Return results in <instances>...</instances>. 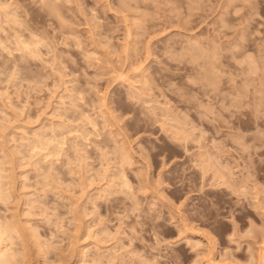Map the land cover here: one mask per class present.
I'll return each instance as SVG.
<instances>
[{
    "label": "rangeland",
    "instance_id": "1",
    "mask_svg": "<svg viewBox=\"0 0 264 264\" xmlns=\"http://www.w3.org/2000/svg\"><path fill=\"white\" fill-rule=\"evenodd\" d=\"M0 27V264H264V0H0Z\"/></svg>",
    "mask_w": 264,
    "mask_h": 264
},
{
    "label": "bare ground",
    "instance_id": "2",
    "mask_svg": "<svg viewBox=\"0 0 264 264\" xmlns=\"http://www.w3.org/2000/svg\"><path fill=\"white\" fill-rule=\"evenodd\" d=\"M40 2H42V1H40ZM46 2H47V1H46ZM49 2H50V1H49ZM44 3H45V2H44ZM47 3H48V2H47ZM51 3H52V5L55 4V3L53 4V1H52ZM77 3H78V2H77ZM49 4H50V3H49ZM49 4H48V5H49ZM5 7H6V6H5ZM53 7H55V6H53ZM53 7L51 6V8H53ZM51 8H50V9H51ZM46 9H47V8H46ZM50 9H49V10H50ZM54 9H56V7H55ZM51 10H53V9H51ZM51 10H50V11H51ZM4 14H5V13H4ZM49 14H50V13H49ZM8 15H9V14H8ZM10 15H11V14H10ZM13 15H14V14H13ZM13 15H12V16H13ZM6 16H7V15H6ZM27 16H28V14H27ZM7 17H8V16H7ZM13 18H15V15L13 16ZM18 18H19V17H18ZM28 18H29V17H28ZM28 18H27V19H28ZM2 19H3V18H2ZM16 20H17V19H16ZM25 20H26V19H25ZM30 21H31V20L29 19V22H30ZM18 22H21V21H17V23H18ZM25 24H26V23H25ZM1 25H2V23H1ZM28 25H29V24H28ZM34 26H35V25H34ZM26 27H27V25H26ZM28 27H29V26H28ZM0 28H1V27H0ZM3 29H4V28H3ZM18 29H19V28H18ZM18 29H16V30H17V33H18ZM28 29H29V28H28ZM32 29H33V28H32ZM1 30H2V28H1ZM4 30H5V29H4ZM4 30H3V31H4ZM20 30H21V29H20ZM20 30H19V33H20ZM30 30H31V28H30ZM7 31L9 32V34H8ZM10 31L12 32L11 29H10ZM10 31L7 29V30H5V33H4V34L9 35V36H8V39L11 40V38L13 39V35H11L12 37H10V33H11ZM34 31H35V30H34ZM6 32H7V33H6ZM35 32H37V31H35ZM128 32H129V31H128ZM25 33H26V32H25ZM11 34H14V33H11ZM20 34H21V33H20ZM37 34H38V33H37ZM0 35H1V34H0ZM2 35H3V34H2ZM23 35H25V34H23ZM33 35H34V34H33ZM21 36H22V35H21ZM34 36H35V35H34ZM42 37H43V36H42ZM25 38H26V37H25ZM37 38H38V37H37ZM2 39H3V37H2ZM2 39H1V40H2ZM21 39H22V38H21ZM22 40H23V39H22ZM37 40H38V41H42L41 39L39 40V38H38ZM37 40H36V41H37ZM24 41H25V40H24ZM14 42H15V41H14ZM19 42H20V41H19ZM27 42H29V41L27 40ZM27 42H26V43H27ZM42 42H43V41H42ZM16 43H17V42H16ZM29 43H30V42H29ZM29 43H28V44H29ZM50 43H51V42H50ZM12 44H13V43H12ZM0 45H1V43H0ZM30 45H31V44H30ZM16 46H17V45H16ZM193 46L197 47L196 45H193ZM25 47H26V46H25ZM31 47H32V46H31ZM198 47H199V46H198ZM149 48H150V47H149ZM190 48H191V47H190ZM192 48H194V47H192ZM216 48H217V47H216ZM27 49L29 50V48H27ZM197 49H199V48H197ZM213 49H214V48H213ZM24 50H25V49H24ZM30 50H32V49H30ZM192 50H195V49H192ZM218 50H219V49H218ZM218 50H217V51H218ZM33 51H34V49H33ZM200 51H201V50H200ZM212 51H214V50H212ZM31 52H32V51H31ZM218 52H219V51H218ZM26 53H27V52H26ZM36 53H38V52H36ZM36 53H34V54H36ZM211 53H212V52H211ZM27 54H28V53H27ZM31 54H32V53H31ZM213 54H214V53H213ZM215 54L217 55L218 53L215 52ZM31 56H32V55H31ZM208 56H209V55H208ZM211 57H212V54H211ZM214 57H215V55H214ZM217 57H218V56H217ZM215 59H216V58H215ZM212 61H213V60H212ZM212 61H211V62H212ZM214 61H215V60H214ZM216 61H217V60H216ZM214 63H215V62H212V65H213ZM215 65H216V64H215ZM210 66H211V65H210ZM216 67H217V66H216ZM207 68H208V67H207ZM209 68H210V67H209ZM211 68H212V67H211ZM218 68H219V67H218ZM213 69H214V68H213ZM209 70H210V69H209ZM207 71H208V70H207ZM207 71H206V72H207ZM215 71H216V70H215ZM141 72H142V71H141ZM208 72H209V71H208ZM208 72H207V73H208ZM216 72H218V71H216ZM216 72H214V73H216ZM210 73L213 74V73H212V70H211ZM206 78H207V77H206ZM210 78H211V76H210ZM207 79H209V78H207ZM213 81H215V80H213ZM209 82H210V81H209ZM210 83H212V81H211ZM214 83H215V82H214ZM214 85H215V84H214ZM219 94H220V93H219ZM219 94L217 95V97L219 96ZM221 95H222V94H220V96H221ZM220 96H219V97H220ZM224 97L226 98V96H223V98H224ZM214 98H215V97H214ZM221 100H222V99H221ZM210 103H211V102H210ZM211 104H212V103H211ZM211 104H210V105H211ZM255 104H256V103H255ZM255 104H254V105H255ZM201 105H202V104H201ZM206 105H207V103H206ZM198 106H199V105H198ZM211 106H212V105H211ZM211 106H210V107H211ZM258 106H259V105H258ZM156 107H157V106H156ZM156 107L154 106L155 109H156ZM213 107H214V106H213ZM213 107H212V108H213ZM170 108H171V107H170ZM170 108L168 107L169 110H170ZM195 108H196V107H195ZM203 108H204V107H203ZM208 108H209V107H208ZM208 108H207V109H208ZM257 108H258V107H256V109H257ZM158 109H159V108L157 107V110H158ZM160 109H164V108H160ZM171 109H172V108H171ZM197 109H198V108H197ZM199 110H200V109H199ZM205 110H206V109H205ZM208 110H209V109H208ZM213 110H214V109H213ZM254 110H255V109H254ZM163 111H165V110H163ZM167 111H168V110H167ZM170 111H171V110H170ZM170 111H168V112L170 113ZM201 111H202V110H201ZM168 112H167V114H169ZM256 112H257V111H256ZM256 112H255V113H256ZM165 113H166V112H164L163 114H165ZM171 113H172V112H171ZM205 113H206V112H204V114H205ZM207 113H211V114H212V112H207ZM163 114H162V115H163ZM172 114H173V113H172ZM174 114L177 115V113H174ZM174 114H173V115H174ZM201 114H202V113H201ZM204 114H203V115H204ZM253 114H254V113H253ZM165 115H166V114H165ZM169 115H170V114H169ZM169 115H168V116H169ZM203 115H202V116H203ZM257 115H258V114H257ZM178 116H179V115H178ZM180 116H181V115H180ZM174 117H175V116H174ZM174 117H173V118H174ZM183 117H185V115H184ZM183 117H181V118L183 119ZM186 117H187V116H186ZM175 118H176V117H175ZM204 118H205V117H204ZM255 118H259V117H256V115H255ZM178 119H179V117H178ZM175 120H177V119H175ZM175 120H174V121H175ZM185 120H186V118H185L184 120H182V123H183V121L185 122ZM187 120L189 121V117H188ZM203 120H204V119H203ZM177 121H178V120H177ZM188 121L185 122V123H188ZM189 122H190V121H189ZM204 122H205V121H204ZM255 122H256V119H255V121H254V124L256 125ZM220 123H221V122H220ZM220 123H219V124H220ZM258 124H259V123L257 122V125H258ZM182 125H188V124H182ZM188 126H190V125H188ZM188 126H187V127H188ZM216 126H217V125H216ZM218 126H219V125H218ZM221 126H222V125H221ZM187 127H186V128H187ZM191 127H192V126H191ZM257 127H258V126H257ZM257 127H256V128H257ZM178 128H179V127H178ZM216 128H217V127H216ZM176 129H177V128H176ZM189 129H190V128H189ZM257 129H258V128H257ZM177 130H180V129H177ZM258 130H259V129H258ZM184 131H185V130H184ZM186 131H188V130H186ZM186 131H185V132H186ZM203 131H204V130H203ZM203 131H202V133H203ZM261 131H262V130H261ZM178 132H179V131H178ZM188 132H189V131H188ZM183 133H184V132H183ZM200 133H201V132H200ZM180 134H182V133H179V135H180ZM177 135H178V133H177ZM189 135H191V133H189ZM189 135H188L187 137H189ZM204 135H205V132H204ZM256 135H257V134H256ZM256 135H254V136L256 137ZM198 136H199V135H198ZM201 136H203V134H202ZM255 137H254V138H255ZM184 138H185V140H186V137H184ZM184 138H183V140H184ZM189 138H190V137H189ZM41 139H42V138H41ZM53 139H54V138H53ZM38 140H39V139H38ZM60 140H61V139H60ZM40 141H41V140H40ZM63 142H64V141H63ZM32 144H33V143H32ZM43 145H44V144H43ZM217 145H218V144H217ZM215 146H216V145H215ZM219 146H220V145H219ZM186 147H187V145H186ZM222 147H223V146H222ZM222 147H221V148H222ZM127 148H128V147H127ZM216 148H218V147H216ZM115 149H116V148H115ZM115 149H114V150H115ZM123 149H125V148H123ZM186 149H187V148H186ZM129 150H130V149H129ZM187 150H188V149H187ZM222 150H224V149H222ZM222 150H221V151H222ZM117 151H118V150H117ZM204 151H205V150H204ZM221 151H220V152H221ZM128 152H129V151H128ZM128 152H127V153H128ZM206 152H209V151H206ZM215 152H216V151H215ZM215 152H213V153H215ZM58 153H59V152H58ZM127 153H126V154H127ZM123 154H124V152H123ZM207 154H208V153H207ZM210 154H211V153H210ZM208 155H209V154H208ZM208 155H207V156H208ZM128 156H129V153H128ZM131 156H132V155H131ZM203 156H204V155H203ZM213 156H215V155H213ZM126 157H127V156H125V158H126ZM129 157H130V156H129ZM204 157H205V156H204ZM204 157H202V158L204 159ZM211 157H212V156H211ZM217 157H218V156H216V158H217ZM220 157H222V156H220ZM131 158H132V157H131ZM123 159H124V158H123ZM126 159H127V158H126ZM218 159L220 160V158H218ZM128 160H129V159H128ZM205 160H206V159H205ZM209 160H210V159H209ZM209 160H208V161H209ZM216 160H217V159H216ZM213 161H214V160H213ZM254 162H255V161H254ZM213 163H214V162H213ZM213 163H212V165H213ZM208 164H210V163H208ZM225 164H226V163H225ZM210 165H211V164H210ZM220 165H221V164H220ZM230 166H231V165H230ZM230 166L228 165V167H230ZM209 167H210V166H209ZM212 167H214V166H212ZM225 167H226V166H225ZM202 168H203V167H202ZM220 168H221V166H220ZM222 168H223V166H222ZM231 168H232V167H231ZM231 168H230V169H231ZM255 168H256V167H255ZM257 168H258V167H257ZM203 169H204V168H203ZM218 169H219V168H218ZM218 169H217V171H219ZM224 169H225V168H224ZM224 169H222V170H224ZM209 170H210V169H209ZM226 170H227V168H226ZM227 171H228V170H227ZM204 172H205V169H204ZM208 172H209V171H207L206 173L208 174ZM224 172H225V171H224ZM224 172H223V174H224ZM228 172H229V171H228ZM206 173H204V174L207 175ZM220 173H221V172H220ZM229 173H230V172H229ZM233 173H234V172H233ZM204 174H203V175H204ZM227 174H228V173H227ZM123 175H124V174H123ZM200 175H201V173H200ZM216 175H217V174H216ZM229 175H231V174H229ZM121 176H122V175H121ZM214 176H215V174H214ZM226 176H227V175H226ZM232 176H233V175H232ZM201 177H202V176H201ZM216 177H217V176H216ZM222 177H223V175H222ZM222 177H220V178L223 179ZM227 177H228V176H227ZM123 178H125V177H123ZM217 178H219V177H217ZM200 179H201V178H200ZM202 179H203V177H202ZM214 179H215V178H214ZM126 180H127V178H126ZM204 180H205V179H204ZM219 180H220V179H218L217 181L219 182ZM230 180H231V179H230ZM233 180H234V179H233ZM201 181H202V180H201ZM215 181H216V180H215ZM122 182H123V181H122ZM126 182H127V181H126ZM126 182H125V183H126ZM202 182H203V181H202ZM221 182H222V180H221ZM221 182H220V183H221ZM234 182H235V181H234ZM125 183H124V185H125ZM220 183H219V184H220ZM198 184L200 185V183H198ZM210 184H211V183H210ZM212 184H213V183H212ZM215 184H216V183H215ZM215 184H214V185H215ZM219 184H218V186H219ZM235 184H236V183H235ZM126 185H127V184H126ZM221 185H223V184L221 183L220 186H221ZM197 186H198V185H197ZM201 186H202V184H201ZM215 186H217V185H215ZM230 186H231V185H230ZM199 187H200V186H199ZM202 187H203V186H202ZM202 187H201V188H202ZM202 189H203V188H202ZM203 208H204V206H203ZM199 209H200V208H199ZM200 211H201V209H200ZM198 212H199V210H198ZM201 212H202V211H201ZM187 213H188V212H187ZM202 213H203V212H202ZM192 217H193V216H192ZM180 218H181V217H180ZM181 219H182V218H181ZM181 219H180V220H181ZM183 221H184V220H183ZM181 222H182V221H181ZM185 222H186V221H185ZM185 222L182 223V225L179 224V225H181V228H182L181 230H187V229L189 228V227H187V225H186ZM14 226H15V225H14ZM188 226H189V225H188ZM186 227H187V228H186ZM179 228H180V226H179ZM190 230H191V229H190ZM188 231H189V229H188ZM193 231H194V229H193ZM179 232H180V231H179ZM191 232H192V230H191ZM103 233H105V232H103ZM193 233H195V232H193ZM203 234H204V233H203ZM202 236H203V235H202ZM11 238H12V237H11ZM190 241H191V240H190ZM1 243H2V242H1ZM37 243H38V242H37ZM40 245H41V244H40ZM210 245H211V244H210ZM81 252H82V251H81ZM211 252H213V251L211 250ZM214 252H215V251H214ZM4 253H5V252H4ZM6 253H7V252H6ZM1 254H3V248L1 247V244H0V255H1ZM80 254H81V253H80ZM5 255H6V254H5ZM3 256H4V255H3ZM214 258H215V257H214ZM211 260H212V263H211V261H210V262H208L207 264H214L213 259H211ZM214 260H216V259H214ZM207 261H208V260H207ZM215 262H216V261H215Z\"/></svg>",
    "mask_w": 264,
    "mask_h": 264
}]
</instances>
